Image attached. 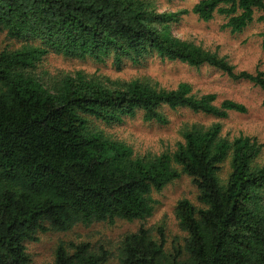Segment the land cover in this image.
Returning <instances> with one entry per match:
<instances>
[{
    "label": "trees",
    "instance_id": "obj_1",
    "mask_svg": "<svg viewBox=\"0 0 264 264\" xmlns=\"http://www.w3.org/2000/svg\"><path fill=\"white\" fill-rule=\"evenodd\" d=\"M201 21L217 15L241 33L264 22L263 0H199L190 10ZM188 10L158 12L151 0H0V32L23 42L0 48V264H35L27 244L75 227L144 222L153 195L182 176L196 194L174 209L180 234L141 225L116 249L59 241L49 264H264V142L229 138L219 123L185 125L181 140L161 154L139 155L98 126L121 124L142 113L165 126L162 108L225 119L245 114L231 100L215 104L187 83L173 90L145 79L102 80L84 72L44 80L37 66L48 55L107 59L133 65L162 62L203 65L248 82L264 96V72L235 71L217 54L172 34ZM264 46V30L260 35ZM264 106V99H263Z\"/></svg>",
    "mask_w": 264,
    "mask_h": 264
},
{
    "label": "rangeland",
    "instance_id": "obj_2",
    "mask_svg": "<svg viewBox=\"0 0 264 264\" xmlns=\"http://www.w3.org/2000/svg\"><path fill=\"white\" fill-rule=\"evenodd\" d=\"M158 12H178L188 10L178 24L172 25L173 36L193 43L203 49L224 58L235 71H246L254 74L264 72V46L260 37L264 30V22L259 20L261 14H256V21L241 33L233 34L224 28L223 17L204 22L190 11L199 0H151ZM264 1V0H263ZM23 42L10 40L5 33L0 32V48H18ZM84 72L95 75L102 80L130 81L145 79L159 89L173 90L181 83L191 87V93L200 97L214 94L215 104L224 100H231L244 105L245 114L231 112L225 119H216L187 109L169 110L163 107L162 113L168 119L165 126L152 122H144L142 113L133 118H126L121 124L103 125L99 127L105 133L130 146L136 154H161L172 150L181 140L179 131L185 125L199 124L207 126L219 123L222 133L229 138L239 135L254 137L264 142V106L263 93L251 83L231 80L221 71L203 65L193 68L180 62H162L153 56L139 65H133L123 59L117 65L112 59L98 63L90 59H68L58 55H48L37 66L36 73L48 81L59 73ZM264 164V149L258 159ZM195 188L189 178L182 176L179 180L168 185L160 193L153 195L157 202L153 215L144 222L117 221L114 224H94L90 227H75L66 233H49L40 237L38 242L28 243L27 250L35 264H49L53 258V251L59 241H87L94 245H105L114 251L121 237L135 232L141 225L155 228L157 225L165 227L170 239L180 234L174 215L178 200L195 198ZM115 264V262H113Z\"/></svg>",
    "mask_w": 264,
    "mask_h": 264
}]
</instances>
